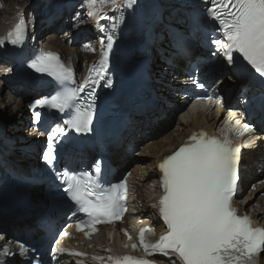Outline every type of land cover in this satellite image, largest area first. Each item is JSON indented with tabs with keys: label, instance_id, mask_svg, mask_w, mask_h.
Wrapping results in <instances>:
<instances>
[{
	"label": "snow or ice",
	"instance_id": "1",
	"mask_svg": "<svg viewBox=\"0 0 264 264\" xmlns=\"http://www.w3.org/2000/svg\"><path fill=\"white\" fill-rule=\"evenodd\" d=\"M90 2L95 5L96 0ZM135 3L136 0H124L128 8ZM211 12L212 19L219 21L218 31L224 36L223 40L212 41L217 51L223 50L229 65L235 63L234 54L238 53L256 72L264 76V0H213ZM88 15L95 17L98 13L89 11ZM24 35L25 27L18 24L14 33H9L10 42H22ZM111 47L112 38L108 37L107 48ZM57 60L56 55L45 53L35 56L29 66L57 81L69 80V71ZM101 65L97 75H101L107 67V53L103 54ZM89 86V79L78 88L60 85L56 94L35 100L29 105L33 110V123L41 121L42 114L36 109L43 108L68 115L63 120L67 128L76 132L89 131L94 101L86 108L72 111L78 93ZM105 86H110V82ZM197 86L204 87L199 83ZM245 130L254 131L250 125H245ZM52 133L48 135L47 148L43 154L47 164L53 163L55 145L65 134V127L58 124ZM239 152L240 148L233 145L229 138L221 140L207 137L201 131L190 136L188 142L159 164L163 195L158 205L153 204L152 207H158L167 231L153 243L148 237L154 230H140L139 244L147 254L158 253L169 257L170 264H258L260 253L264 252V228L257 226L247 215H239L233 203L238 192ZM99 164L98 161L95 166L97 172L101 171ZM56 175L66 185L63 191L79 206L78 210L90 218L89 226L93 230L99 222L120 220L123 216L127 194L125 180L112 183L104 190L98 181L91 178L85 180L70 171L57 172ZM4 239L3 234H0V240ZM131 246L134 250L137 248L135 243ZM20 247L23 255L24 245ZM2 254H12L7 245ZM93 259L103 260L102 257ZM108 260L112 264H153V261L132 256H109ZM0 264H4V261H0ZM30 264L41 262L33 257Z\"/></svg>",
	"mask_w": 264,
	"mask_h": 264
},
{
	"label": "bare ground",
	"instance_id": "2",
	"mask_svg": "<svg viewBox=\"0 0 264 264\" xmlns=\"http://www.w3.org/2000/svg\"><path fill=\"white\" fill-rule=\"evenodd\" d=\"M50 1H54V0H50ZM50 1H49L50 5H54V3L50 2ZM138 1H139V8L142 11V13H144V14H150V11L152 9H154L160 5L163 8H167V4H169L170 9H164L163 10L164 12H162V18L166 19V17L174 18V17L180 16V18L182 20L185 19V13L183 15H181V13L184 12V10H182V9L179 10L178 6L173 7V4L176 0H138ZM18 2H19L18 0H13L10 3V5L6 8V10H4L2 12L1 21H0V42H3V43H0V46H6V44L8 43L11 23L14 21L16 15H17V14L12 15L11 13L15 9V7L17 6ZM123 2H124V0H117V3H116V1H111L110 3H108L110 5H113L114 3L117 4V7H116L117 9L115 10V12L113 14L114 17L118 16L120 14L119 6ZM99 10L95 11L98 13V15L93 17V19L95 20V26L97 28H99L100 26H102L104 24L105 19L112 16L110 14L109 10L106 14L99 12ZM166 10H170L171 14L167 15ZM25 12L23 15H25L28 18V14ZM143 16H145V15H143ZM37 32L42 35L43 34L42 28L38 27ZM46 32L47 31H44V33H46ZM42 43L45 44L48 48L55 49L58 52H60L65 59H67L70 63L77 65L79 69L81 67L82 60L84 63H86L92 58V56H93L92 55L93 45L95 44L94 42H92V43L87 42L84 46L87 47L88 50L83 51V52L80 51L83 53V54H80V52L78 51V46L74 47V48H73V45L67 46V45L63 44L62 42H60L58 40V38H56L55 35H53V34H50V36L48 35L47 37H44L42 39ZM8 67L12 69L14 66L8 65ZM226 84H227V81H224L221 84V86L226 87ZM234 86H232L231 88L235 89ZM225 89L229 90L227 88H225ZM235 93H236V90H234L232 92V96ZM1 98H2V96L0 94V108L5 107L7 109V111L9 110V113H10L9 115L6 114L5 116H11L12 115V116L16 117L19 115H22V116L24 115L21 118H25V115L28 116L27 105L25 102H23L22 100H20V101L17 100L14 102V104H11V103L5 104L4 102L1 101ZM185 114H183L182 117H184ZM162 118H163L162 114L156 115L154 118H152V120L148 122L149 129H152L154 126H158L159 129H161V127L163 126V121H161ZM14 119L15 118H8V120H10V121L14 120ZM18 121L19 120H16V122H18ZM209 121L210 120L204 116H200V115L191 116L189 119L183 120L182 125L179 127V129L177 131H175V132L172 131L171 133L167 134L166 136L160 137L155 142H153V144L151 146L148 147L147 151L151 154L150 156L152 157L151 160L148 161L150 163L151 167L147 166L148 171H143L140 174V177L143 181V187L145 189L150 188L151 175H149L148 173L155 166L156 162L162 161L163 158L165 157V155L167 153H169L171 151V149L174 148V146H176L179 143L183 144L185 139L188 137V134L192 130H200L201 126H204V124L209 122ZM15 124H17V123H15ZM20 124H22V123H20ZM21 126H18V124H17L18 128L16 130L13 128L11 130H9L10 134L12 136L21 134L23 132ZM205 128H207V130H209L208 127H205ZM263 143H264V138H261L258 141L257 147L253 148L252 150H250L248 152L243 153V155H245L246 159H247V164H246L247 165V171L244 173L245 181H244V186L242 185L243 189L246 188V185L248 184L249 180L257 178L259 165L264 162V158H263L264 152L262 150V144ZM0 144H6L4 136H0ZM1 155L4 158H6L7 161H10L9 156L7 154L0 151V156ZM15 158H17V156ZM135 170L139 171V167H137ZM258 196H259L258 192H252L249 196L250 201L248 203H246L244 206H241V209L247 210L248 208H252L253 204L255 202L262 203L263 200L261 198H258ZM144 206H145V209L143 210V212L145 213L147 210H146V205H144ZM262 209L264 210V205H263ZM262 217H264V216H262ZM75 242H78L77 238H71L69 240V244H74ZM5 245H7V247L10 250L15 249L14 243L6 242L5 239L0 240V249ZM85 248H86V250L90 251L94 248V246L91 243H88L85 245ZM262 263L264 264V256L262 259Z\"/></svg>",
	"mask_w": 264,
	"mask_h": 264
},
{
	"label": "rangeland",
	"instance_id": "3",
	"mask_svg": "<svg viewBox=\"0 0 264 264\" xmlns=\"http://www.w3.org/2000/svg\"><path fill=\"white\" fill-rule=\"evenodd\" d=\"M12 1L13 0H0V21H1L2 12L4 10H6V8L10 5V3ZM18 1L19 2L17 4V6L13 10V12L11 13L12 15H15L16 13L22 12V9H26L28 12L27 14H29L32 17L38 18L37 19L38 27L42 28V31L47 30V32L44 34V37H47L49 34H53L55 32V30L56 31L58 30V33H59V29L64 28V30H62V32H60L58 34V36H56V34H55V37L58 38V40L60 42H62L63 44H65L67 46L72 45V44H70V42L74 41L73 38L76 37V34L78 35V30L81 31V34L84 36L83 38H86L87 42H91V39H93V38L90 35L93 31L97 32V28H95L94 22L92 21V18H91L92 16H89L88 12L89 11H96V10L100 9L99 12L106 14L109 10V7L111 6L108 3H110L111 1H116V3H117V0H96L98 5H97V8L94 9V5L90 2V0H86V1L85 0H77V4H79V6H76L74 8L71 6V3L73 2L75 4L76 0H54V1H50V0H18ZM49 1L53 2L54 5H50ZM82 3L84 6L82 5ZM90 3L92 5L88 6ZM86 7H87V9H86ZM102 10L103 11L105 10V11L103 12ZM56 11H58V13L55 14ZM54 14L59 16V21L57 22L56 27L53 28L51 26L54 24L53 22H55L57 20L56 18L52 19ZM166 14L167 15L171 14V11L166 10ZM182 14H183V12L181 13V15ZM70 20H72L71 25H69ZM37 23H36V25H37ZM50 23H51V25H50ZM74 28H76V30H74ZM71 33H72V35H70ZM67 35H69V36H67ZM81 39H80L79 43H80V48L83 50L84 48L81 46V42H82ZM75 46H77V44ZM82 52H80V54H83ZM92 53H93L92 54L93 55L92 58H93L95 53H96V50H94V52H92ZM90 60H92V59H90ZM83 64H84V62L82 60L81 67L83 66ZM4 100L7 101L6 99H4ZM5 104H7V103H5ZM6 114H8V115L10 114L9 110L7 111V109L5 107L0 108V116H5ZM23 116L19 115V116L15 117V116L11 115V116H5V118H6V120H8V118H18L19 121L16 123L18 124V126H20V125L23 126V124L26 123L27 115H25V118H21ZM20 123H22V124H20Z\"/></svg>",
	"mask_w": 264,
	"mask_h": 264
}]
</instances>
